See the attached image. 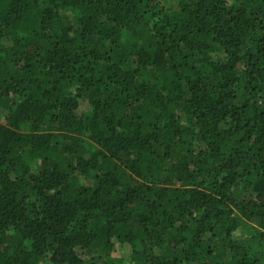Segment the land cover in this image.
<instances>
[{
	"label": "trees",
	"instance_id": "obj_1",
	"mask_svg": "<svg viewBox=\"0 0 264 264\" xmlns=\"http://www.w3.org/2000/svg\"><path fill=\"white\" fill-rule=\"evenodd\" d=\"M115 245L264 264V0H0V264Z\"/></svg>",
	"mask_w": 264,
	"mask_h": 264
},
{
	"label": "rangeland",
	"instance_id": "obj_2",
	"mask_svg": "<svg viewBox=\"0 0 264 264\" xmlns=\"http://www.w3.org/2000/svg\"><path fill=\"white\" fill-rule=\"evenodd\" d=\"M66 20L70 21L71 18H67ZM78 182L80 185L84 186L86 184V179L80 176L78 178ZM234 214L236 213L234 212ZM246 226L242 225L237 230L238 238L245 239V236H247L246 234L250 233ZM84 257L87 260L92 261L94 264H131L128 261L129 256L127 248L121 245H115L107 258H105L104 255H102L95 247L86 250Z\"/></svg>",
	"mask_w": 264,
	"mask_h": 264
}]
</instances>
